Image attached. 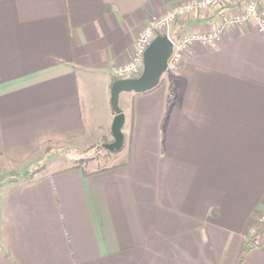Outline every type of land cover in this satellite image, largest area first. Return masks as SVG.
<instances>
[{"label": "crops", "instance_id": "crops-1", "mask_svg": "<svg viewBox=\"0 0 264 264\" xmlns=\"http://www.w3.org/2000/svg\"><path fill=\"white\" fill-rule=\"evenodd\" d=\"M187 1L0 0V264H264V246L245 250L264 205V33L253 22L193 43L156 87L121 93V165L11 181L48 146L110 139L114 69L146 24ZM223 12L174 29L213 30Z\"/></svg>", "mask_w": 264, "mask_h": 264}, {"label": "built area", "instance_id": "built-area-1", "mask_svg": "<svg viewBox=\"0 0 264 264\" xmlns=\"http://www.w3.org/2000/svg\"><path fill=\"white\" fill-rule=\"evenodd\" d=\"M231 0H191L180 3L164 15L150 21L144 26L137 38L136 51L132 59L126 64L117 66L113 73L117 78L137 77L144 69V52L147 46L158 34H167L173 41V52L168 61L167 71L174 73L179 70L186 50L195 42L215 46L229 27H243L253 22L264 33V9L259 0H249L244 8L229 7ZM213 8L223 10L221 23L210 31H191L175 40L172 36L173 25L181 18L198 12L201 9ZM243 9L242 11H240ZM251 228L248 239H255L259 224H264V210ZM264 246V240L261 244Z\"/></svg>", "mask_w": 264, "mask_h": 264}, {"label": "rangeland", "instance_id": "rangeland-1", "mask_svg": "<svg viewBox=\"0 0 264 264\" xmlns=\"http://www.w3.org/2000/svg\"><path fill=\"white\" fill-rule=\"evenodd\" d=\"M238 1L239 0H231L230 4L234 2L235 5L238 3ZM241 1H243V3L238 7L244 8V6H246L249 0H241ZM259 4L264 9V5H262L260 1ZM242 10L243 9H241L240 11ZM174 25H173V32L171 33L175 40L187 34V32H183L180 30L178 31L179 33L176 32L174 29ZM111 140H113V134L112 136H110V139L104 137L101 140L99 139L90 143L89 145H81L80 143L73 145L53 144L47 147L45 151L46 153L45 156L41 157L40 161L37 162L36 164L31 165V167H29L30 170L27 171H35L37 169L41 171L55 170L72 165H79L84 167L85 169L91 170V169H101L103 167L113 166L122 163L127 159V145L125 143L124 146L119 150H108L107 148H105L104 144L107 143V141H111ZM10 169H12L11 171H13V173H11V175L13 176L15 171L19 170L17 168H10ZM27 171L25 172L23 171V174H26ZM19 179L20 180L25 179L24 175H22ZM263 210H264V205L258 214V218L262 214ZM256 223L257 222L255 221V224ZM255 236L256 237H255L254 245L261 244L262 241L264 240V224H259L257 226V231L255 233Z\"/></svg>", "mask_w": 264, "mask_h": 264}, {"label": "water", "instance_id": "water-1", "mask_svg": "<svg viewBox=\"0 0 264 264\" xmlns=\"http://www.w3.org/2000/svg\"><path fill=\"white\" fill-rule=\"evenodd\" d=\"M173 52V41L167 34H158L144 52V69L137 77L118 78L111 85V104L115 111L111 130L113 140L104 144L108 150H119L124 144L125 113L120 105L123 92H143L156 87L167 71Z\"/></svg>", "mask_w": 264, "mask_h": 264}, {"label": "trees", "instance_id": "trees-1", "mask_svg": "<svg viewBox=\"0 0 264 264\" xmlns=\"http://www.w3.org/2000/svg\"><path fill=\"white\" fill-rule=\"evenodd\" d=\"M118 78L117 77H115L114 79H113V81H112V83L115 81V80H117ZM107 142H109V141H107ZM125 142H126V136H125V138H124V144H125ZM124 144H123V146H124ZM122 146V147H123ZM122 163H119V164H116V166L117 165H121ZM108 167H103V168H101V169H99V170H103V169H107ZM38 172H41V170H39V169H37V170H35V171H27V173L26 174H23V172L22 171H15V173H14V176H13V178L11 179V181H17L22 175H24V177H25V179L26 180H30V179H32L33 177H34V175L36 174V173H38ZM11 173H13V171H11ZM254 242H255V239H251V240H248L247 241V243H246V246H245V250H249L253 245H254Z\"/></svg>", "mask_w": 264, "mask_h": 264}]
</instances>
